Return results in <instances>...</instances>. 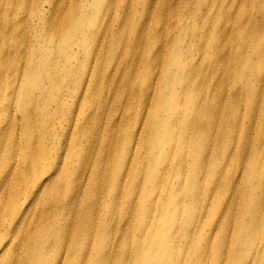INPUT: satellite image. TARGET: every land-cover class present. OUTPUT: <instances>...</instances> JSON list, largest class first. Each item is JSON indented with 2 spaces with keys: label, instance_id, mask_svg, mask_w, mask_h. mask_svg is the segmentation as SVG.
I'll return each mask as SVG.
<instances>
[{
  "label": "rangeland",
  "instance_id": "374dc122",
  "mask_svg": "<svg viewBox=\"0 0 264 264\" xmlns=\"http://www.w3.org/2000/svg\"><path fill=\"white\" fill-rule=\"evenodd\" d=\"M145 1L0 0V188L7 179L13 183L0 205L6 208L0 214V224L14 218L10 207L17 199L26 198L28 188L35 191L47 179L37 193L39 199L29 207L13 247L21 234L36 235V229L51 215L50 211L41 212V206L62 193L55 201L61 202L63 197L68 201L72 196V207L84 217L72 221V233L81 225L92 229V239L85 235L77 248H73L72 236L74 264L93 263L98 246L95 238L101 233L102 223L108 224L111 218L109 203L104 201L106 193H112V185L120 184L114 199L126 204L129 191L138 178L142 180V160L148 159L147 182L169 159L167 155L159 159L163 148L156 143V122L169 124L167 149L172 148L174 154L178 150L175 137L180 131L173 123L187 101L173 111L169 96L192 97L182 94L173 77L166 79L174 74L175 66L179 74L190 71L187 62L206 70L213 63L215 51L224 48L228 58L219 64L222 71L217 74L219 80L225 69L230 70L224 92L234 94L239 102L253 93L259 98L264 94V63L257 68L259 49L251 46L258 44L261 36L264 44L262 3L234 0L229 8V2L221 0H185L183 11L170 12L160 22L154 41L153 25L148 28L143 19ZM190 7L193 22L182 27L183 14ZM243 33H249L252 40L245 48L240 45ZM136 40L138 47H133ZM158 52L179 58L168 62L171 68L160 65L154 69L149 66L150 58ZM164 60L156 56L157 64ZM241 64L246 69L239 70ZM247 124L244 121L243 126ZM13 170L15 174L9 176ZM245 175L242 169L238 171L243 187ZM77 194L81 196L77 198ZM120 194L125 197L119 199ZM88 200L92 209L87 214ZM63 206L57 208L60 219L68 214L69 205ZM104 206L106 214L102 212ZM134 222L129 218L128 225L120 227L118 233L126 230V237L135 241ZM206 227L201 229L202 234H206ZM7 239H0V244L14 241L12 237ZM14 252L26 264L27 254ZM54 255L50 252L45 264H52Z\"/></svg>",
  "mask_w": 264,
  "mask_h": 264
},
{
  "label": "bare ground",
  "instance_id": "6f19581e",
  "mask_svg": "<svg viewBox=\"0 0 264 264\" xmlns=\"http://www.w3.org/2000/svg\"><path fill=\"white\" fill-rule=\"evenodd\" d=\"M224 2H229L230 8L234 0H221V3ZM255 2L262 3L260 23L264 24V0ZM185 7V0L145 1L143 19L147 21L148 28L153 25L154 41L160 22L165 21L171 15L170 12L183 11ZM192 8L183 14L182 27L184 23L188 25L193 22L190 16ZM109 30L111 27L107 33ZM189 32L190 29L185 34ZM262 37L258 44L251 45L259 49L258 69L264 63ZM251 42L250 34L243 33L240 45L245 48ZM135 45L138 47L137 40L133 42V47ZM156 56L164 57L165 60L157 64ZM156 56L150 58V67L157 69L160 65H167L171 68L168 65L172 59L170 54L158 52ZM177 58V55L174 56L172 62ZM227 58L224 48H221L215 51L213 63L206 70L187 62L185 65L190 70L188 73H177L178 68L175 66L174 74L171 72L166 77H173L182 94H190L192 97L169 96L174 102L173 111L178 104L187 101L185 109L177 112V120L173 123L180 131L175 137L178 150L174 154L172 148L170 151L167 149L166 145L170 142L169 124L156 122V143L163 148L159 159L169 156L166 164L160 166L165 165L161 177L157 179L159 168L156 175L144 181L148 161L146 157L139 168L142 180L137 179L127 195L126 204L120 205L114 199L120 184L112 185V193L108 191V197L104 200L106 204L109 203L110 222L102 223L100 235L97 233L95 239L99 249L96 246L92 264H264V94L259 98L253 93L248 96V100L239 102L237 98L234 100V94L225 93L224 85L228 78L225 76L230 70L225 69L219 80L217 74L222 71L219 64ZM244 69L243 64L239 65V70ZM46 84L49 85V82ZM94 119L97 120L96 117ZM146 119L147 116L144 123ZM244 121L248 122L246 127L243 126ZM238 138H241L243 145H239ZM172 163L173 167L170 166ZM151 167L154 172L156 164L153 163ZM240 169L246 172L244 187L243 180L240 181L238 176ZM14 174L13 170L9 176ZM44 182L47 179L42 180L35 191L27 187L26 198L17 199L10 207V211L15 214L14 218L1 222L0 239L5 240L8 236L14 241L0 244V264H22L23 260H18L14 251L27 254L26 264H45L52 251L56 253L52 264H74L72 236L75 238L73 248L83 243L85 235L88 240L92 239L91 226L81 225L72 233V221L77 217L82 221L84 217L72 207V196L68 201L64 197L61 202L55 201L61 193L53 199L49 198L41 206V212L47 214L50 211L51 215L36 229V235L21 234L18 244L13 247L17 233L28 216V209L34 205V200L39 199L37 193L41 192ZM11 187V179L5 180L0 188V205L10 193ZM148 187L151 189L148 190ZM144 188L147 193H144ZM80 196L77 194V198ZM124 197V194H120L118 198ZM145 197L146 200H143ZM88 202L84 211L87 214L92 209V201ZM65 204L69 205L68 214L60 219L57 208H65ZM4 209V206H0V214ZM102 212L107 213V206L102 208ZM131 217L135 220V241L126 237V230L122 234L118 233L120 227L128 225ZM205 226L207 232L202 234L201 229Z\"/></svg>",
  "mask_w": 264,
  "mask_h": 264
}]
</instances>
